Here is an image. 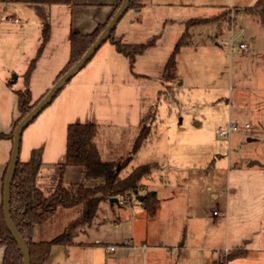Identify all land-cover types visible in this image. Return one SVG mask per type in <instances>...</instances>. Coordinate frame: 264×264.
<instances>
[{
	"label": "rangeland",
	"instance_id": "374dc122",
	"mask_svg": "<svg viewBox=\"0 0 264 264\" xmlns=\"http://www.w3.org/2000/svg\"><path fill=\"white\" fill-rule=\"evenodd\" d=\"M142 1L122 16L115 36L122 34L126 43L155 38L154 45L137 56L131 69L129 58L105 41L58 93L83 86L77 115L55 114L48 105L25 128L21 159L27 160L30 146L41 151V158L46 146L59 148L68 120L96 123L101 148L122 177L141 164H152L139 195L156 190L161 203L160 215L152 220L136 194L127 202L102 203L90 224L96 228L95 237L114 235L119 244L111 245L114 248L124 246L121 242L135 246L162 242L156 249H142L139 264H212L215 259L221 264L226 253L244 248L249 256L230 264H264V177L249 176L245 167L258 151L264 152V25L243 10L257 0ZM226 8L230 10L222 20L187 29L188 19L217 15ZM21 9L8 10L10 17L4 18L0 12V128L6 132L13 116L20 114L16 91L30 90L39 98L44 87L51 86L52 60L60 58L54 51L61 43L55 41L44 58L45 69L40 66L33 83L25 81L24 70L36 56L49 18L42 16L45 21L40 23ZM241 28L244 32L238 36ZM186 32L189 44L180 49L176 67L165 77L166 64ZM242 38L248 51L235 48ZM9 67L14 69L7 73ZM92 67H104L106 73L90 75ZM231 122L239 128L225 138L218 130ZM142 130L148 137L132 154ZM98 182L90 179L86 185ZM238 183L244 189L233 195L230 186ZM44 192L50 194V188L44 187ZM247 196L249 210L231 212L233 201ZM134 219L137 237L131 239ZM91 242L101 249L96 264H105L103 245ZM62 253L55 251L46 264H62Z\"/></svg>",
	"mask_w": 264,
	"mask_h": 264
},
{
	"label": "trees",
	"instance_id": "16d2710c",
	"mask_svg": "<svg viewBox=\"0 0 264 264\" xmlns=\"http://www.w3.org/2000/svg\"><path fill=\"white\" fill-rule=\"evenodd\" d=\"M0 2L54 4L71 3L72 0H0ZM141 2L142 0H131L129 9L140 7ZM120 4L121 2L116 6L113 15ZM227 10L229 11L230 9L226 8L213 16L190 18L186 21V27L188 29L195 24H209L220 21L228 13ZM243 10L248 14L256 15L258 20L264 25V0H257L252 6H245ZM111 18L105 24L98 26L94 31L87 34L80 33L74 29L71 30L70 58L57 79L84 55L106 28ZM116 27L108 40L119 52L124 53L129 58L130 67L133 69L137 56L142 54L149 46L154 45L155 38L144 43H126L121 36H115ZM42 35V42L37 56L31 61L25 74L27 80L30 78L38 57L42 54L50 39L49 24L44 26ZM186 36L187 32L177 42L166 64L165 77L171 76L173 69L176 67V58L180 49L189 44ZM16 93L18 95L20 116L10 133L0 132V140L8 139L13 142V133L17 124L46 94L38 100H33L30 90H19ZM97 134L98 125L96 123L72 122L68 124L66 156L65 160L60 163V178L54 191L48 195L38 185V175L42 166L41 151L37 148L33 149L31 157L27 161H22L19 158L11 187L10 208L14 225L30 250L31 264H46L54 245H65L70 242L68 233H63L48 241L33 240L35 227L45 223L60 207L72 208L84 204L86 206L84 217L87 223H91L99 210H102V203L109 202L113 197H118L119 201L122 199L123 202H127L131 199L132 194L139 195L140 189L145 186V184H142V180L150 177L152 174L153 166L151 163H147L133 168L130 173L122 177L121 169L117 168L114 160L102 158L96 143ZM148 134L143 130L139 133L135 140L132 154L140 148L143 141L148 137ZM9 163L10 161L4 173V180ZM67 166H81L85 169L86 179H93L99 182L94 186H87L84 182L78 183L77 186H66L63 181V170ZM142 205L150 216H154L160 205L157 192L149 190L143 196ZM0 243L5 247L3 264H24L23 254L5 223L3 203L0 205ZM247 255L248 251L246 249H235L226 253L220 263L227 264L234 259L246 257ZM212 264H217V260H213Z\"/></svg>",
	"mask_w": 264,
	"mask_h": 264
},
{
	"label": "crops",
	"instance_id": "0c3cea01",
	"mask_svg": "<svg viewBox=\"0 0 264 264\" xmlns=\"http://www.w3.org/2000/svg\"><path fill=\"white\" fill-rule=\"evenodd\" d=\"M120 2H122V0H72L71 3H54V4L0 2V12H2L1 14L3 18L10 17V15L7 16L9 12L8 10H19L20 8H23L21 9L22 10L21 13H26L27 11V13H29L31 16L33 15L36 16L34 21L42 23L45 21V20L42 21V16L43 18H49L47 24H49L50 26V39L46 44L42 54L38 57L34 69L28 80L25 74L34 57L30 58L28 65L26 64L27 68L24 70L25 81L27 83H33V78L35 76V73L40 68V66L42 65V68L45 69L47 63L44 61L45 60L44 58L56 41L61 44H58L59 46L54 51V53H56V56L60 55V58H56L55 60H52V64H54V67L52 68L53 76L49 80L50 85L52 86L70 58L71 30L74 29L83 34H87L94 31L98 26L108 22V20L112 17L116 6ZM43 6H47V7H43ZM46 11L49 13H44ZM40 12H42L43 14H41ZM2 21L3 19H1V22ZM119 36H122V34H120ZM123 37L124 36H122V38ZM38 49L36 52V56L38 53ZM13 69L14 68L9 67L6 72L9 73ZM105 71L106 69L104 67L103 68L92 67L88 71V73L90 75H94V74L101 75L106 73ZM101 79H103V77L100 78V80ZM76 86L78 85L76 84L75 87H71V89H69V91L66 93L62 91L48 108H52L53 106V112L55 114H60L61 112L62 114L76 113L77 115L76 112V110H78L77 100H79V96L82 93L81 91L83 90L81 88L83 86L80 87L79 89H77ZM84 86L87 85L85 84ZM50 87L49 86L44 87L45 89L44 94L50 89ZM44 94H42L37 99L33 98V100L40 99ZM19 116L18 117L13 116V119L11 120L12 121L11 130L6 132V130L0 128V132L10 133L14 129L15 122L19 118ZM68 124H70L69 120L66 122L64 126L65 137L62 145H60L59 148L56 147L54 149L47 148L46 146L42 151V166L40 168V172L38 175V185L43 191H44V187L47 186L48 188H50V191L53 192L58 184L61 174L60 163L65 160V156H66ZM98 135L99 132L96 136V143L102 158L105 160H112L105 152L104 148L103 149L101 148L102 146L100 145V142L98 140ZM12 146H13L12 141L8 139L0 140V205L3 203L4 173L7 168L8 162L10 161L11 158ZM35 148L36 147L33 146H30V148H28V151L26 153V156L28 157L27 160L30 159L31 153ZM21 153H22V148L20 151V158H21ZM261 155L264 156V152L258 151V155L252 156L251 159H249V161L252 160L256 161L252 164H250L249 162L248 165L245 166L246 170L249 172V176L253 177L254 175L256 176L258 175L264 177V158L261 159L260 158ZM27 160H22V161H27ZM63 181L66 186H77L78 183L81 182L86 183L88 179H86L85 169L83 167L67 166L63 170ZM243 189L244 187L240 183H238L237 185L234 184L233 186H230V191L233 195L235 194L238 195ZM156 192L161 203V198L159 196L160 194L158 193V191ZM212 195L215 198L218 196V194L215 192H213ZM246 198L247 199L244 200L245 199L244 198L242 202H239V200L233 201L234 202V203L232 202L233 205H235V203H240V204L238 206L232 205L231 212H232V208L233 211H235L236 209L248 211L250 208L249 201L251 198L249 196H247ZM85 211H86V206L84 204L72 208L60 207L50 219H48L45 223L37 225L35 227L33 233L34 241H48L54 239L55 237L63 233L69 234L70 242L65 245L63 244L54 245L48 260L51 258V256H53L55 251L57 252L58 250V252H60L62 250L63 253L60 255V260L62 261V264H86V262L96 264L100 258L99 251L97 250H101V249L95 248V246L91 242L92 239H94V242L96 244L103 245V248L105 250L104 251L105 264H137V263L139 264L140 257H143L142 249L149 250L150 248L156 249L159 246H163L162 242H159V245L148 244L143 246L142 245L135 246L134 244L130 245L128 243L121 242L122 244L124 243V246H120L114 249H109V246L111 245H119L118 240L114 235L106 234V233L98 234V236L95 237L94 229L96 228H92V226H90L91 223L85 222L84 220ZM159 215H160V205L157 209V213L154 216H149V220H152L153 218L154 219L158 218ZM106 220H108V218H106L104 221L102 220L101 223L102 224L105 223ZM93 221L94 220H92V222ZM137 227H138L137 219H134L131 223V232H129L130 233L129 235L131 236H128V238L131 237V239H135L137 237V230H136ZM138 236H140V233L138 234ZM226 249L228 250V248ZM246 250L249 251V249ZM4 251H5V247L3 244L0 243V264H3ZM148 253L149 251L145 252V254ZM230 262L228 264H230Z\"/></svg>",
	"mask_w": 264,
	"mask_h": 264
},
{
	"label": "water",
	"instance_id": "95a60500",
	"mask_svg": "<svg viewBox=\"0 0 264 264\" xmlns=\"http://www.w3.org/2000/svg\"><path fill=\"white\" fill-rule=\"evenodd\" d=\"M130 1L131 0H122L119 8L107 24L106 28L96 39V41L68 71H66L55 81L53 86L46 92L42 99L21 119V121L17 124L14 130L11 158L3 186V212L7 228L15 239V241L17 242L23 254L24 264H31L30 250L25 240L14 225L10 208V193L12 183L15 177L16 168L20 158L22 134L25 128L42 112V110H44L48 105L52 103L54 98L63 89L65 84L68 83L72 79V77L76 75L88 63V61L93 57V55L100 48V46L108 40L112 31L115 29L122 16L129 9ZM254 162L256 161L252 160L250 161V164ZM137 199L143 200V195H137ZM110 202L112 204L114 202H119V198L113 197L110 199Z\"/></svg>",
	"mask_w": 264,
	"mask_h": 264
},
{
	"label": "built area",
	"instance_id": "2783aa9c",
	"mask_svg": "<svg viewBox=\"0 0 264 264\" xmlns=\"http://www.w3.org/2000/svg\"><path fill=\"white\" fill-rule=\"evenodd\" d=\"M244 32V28H241L240 29V33L238 34V36H241ZM237 36V37H238ZM235 48L238 50V51H248L249 50V45L247 44V42L245 41L244 38L241 39V41L235 45ZM245 127L248 128L249 127V124H245ZM239 126L236 122H231L229 125L225 126V127H220L219 128V133L224 136L225 138H229L231 136V134L238 130ZM219 212L217 211H214V214H218ZM109 249H114L113 246H109Z\"/></svg>",
	"mask_w": 264,
	"mask_h": 264
}]
</instances>
